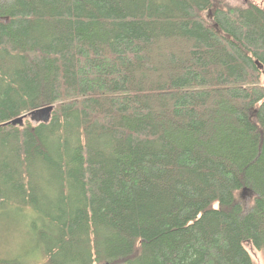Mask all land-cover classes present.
I'll use <instances>...</instances> for the list:
<instances>
[{
    "label": "trees",
    "instance_id": "obj_1",
    "mask_svg": "<svg viewBox=\"0 0 264 264\" xmlns=\"http://www.w3.org/2000/svg\"><path fill=\"white\" fill-rule=\"evenodd\" d=\"M7 210L38 253L0 264H258L264 6L0 0Z\"/></svg>",
    "mask_w": 264,
    "mask_h": 264
},
{
    "label": "rangeland",
    "instance_id": "obj_2",
    "mask_svg": "<svg viewBox=\"0 0 264 264\" xmlns=\"http://www.w3.org/2000/svg\"><path fill=\"white\" fill-rule=\"evenodd\" d=\"M226 6H246L256 4L264 6V0H222ZM33 121L30 117L27 119ZM243 203L248 208L251 205V194H246ZM252 250V249H251ZM38 253L35 248V233L31 225L27 224L22 216L12 210L0 214V260L7 259V256L16 258L34 257ZM258 264H264V255L253 250L251 251ZM41 255V254H40ZM31 264V261H29Z\"/></svg>",
    "mask_w": 264,
    "mask_h": 264
},
{
    "label": "water",
    "instance_id": "obj_3",
    "mask_svg": "<svg viewBox=\"0 0 264 264\" xmlns=\"http://www.w3.org/2000/svg\"><path fill=\"white\" fill-rule=\"evenodd\" d=\"M247 1L248 0H245V2H247ZM51 112H52L51 107L45 108L43 110L32 112L27 116H24V117H21L17 120H14V121L10 122L9 124H12L14 126H16L18 124H22L24 119H26L27 117H30L34 121L48 122L50 120ZM251 251L253 252V249Z\"/></svg>",
    "mask_w": 264,
    "mask_h": 264
}]
</instances>
